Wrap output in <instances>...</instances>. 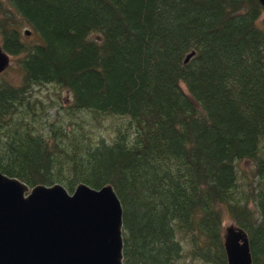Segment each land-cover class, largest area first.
<instances>
[{
  "label": "trees",
  "instance_id": "16d2710c",
  "mask_svg": "<svg viewBox=\"0 0 264 264\" xmlns=\"http://www.w3.org/2000/svg\"><path fill=\"white\" fill-rule=\"evenodd\" d=\"M7 1L39 41L0 21L2 50L23 55L20 85L0 83V172L30 189L112 186L123 264H227L228 217L264 264L259 1ZM48 84L70 94L69 122L38 127L32 92ZM86 116L121 122L92 138Z\"/></svg>",
  "mask_w": 264,
  "mask_h": 264
},
{
  "label": "water",
  "instance_id": "95a60500",
  "mask_svg": "<svg viewBox=\"0 0 264 264\" xmlns=\"http://www.w3.org/2000/svg\"><path fill=\"white\" fill-rule=\"evenodd\" d=\"M7 65L0 49V73ZM122 217L112 186L30 189L0 172V264H123ZM224 252L227 264H253L248 236L234 225L224 230Z\"/></svg>",
  "mask_w": 264,
  "mask_h": 264
},
{
  "label": "rangeland",
  "instance_id": "374dc122",
  "mask_svg": "<svg viewBox=\"0 0 264 264\" xmlns=\"http://www.w3.org/2000/svg\"><path fill=\"white\" fill-rule=\"evenodd\" d=\"M0 2L3 4V10L0 13V21L9 18L16 21L17 29L22 34V37L24 41L28 44H33L35 42H38L39 39L32 33H30L29 36L26 35V32L30 31L28 27L25 26L24 22L21 20V18L17 15L12 5L7 0H0ZM258 26L261 29H264V12L260 16L258 20ZM92 38H97L96 36H92ZM98 39V38H97ZM0 49L2 50V35L0 30ZM2 53L8 58V65L6 69L0 73V83H8L14 86L20 85L22 78H23V72L20 67V59L23 57V55L20 56H11L4 52L2 50ZM33 98H36L40 102L39 110L37 111L38 115L41 116V111H44L45 115L41 117L42 121L39 122L38 127H41L43 124V121L48 124L49 122L53 121L54 119H61L64 120L66 123L69 122L67 119L68 115V106H69V98L70 94L65 90L57 87L53 84H48L45 86H36L33 89L32 92ZM86 119L88 120V128L86 127V130H90L92 138H109L113 136L114 133V127L118 122H121V120L117 118H111L106 117L103 120H100L99 122H95L92 120L90 116H86ZM264 143V142H263ZM238 168L242 173L245 174L246 177H251L253 170H254V163L250 160H245L242 162H239L237 165ZM233 225L230 221V218L228 217L226 220H224V230L227 228V226ZM195 264H201L200 262H196Z\"/></svg>",
  "mask_w": 264,
  "mask_h": 264
}]
</instances>
